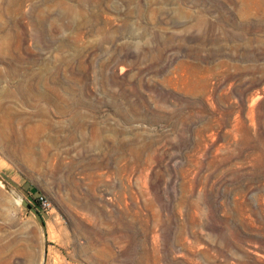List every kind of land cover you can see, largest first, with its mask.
I'll list each match as a JSON object with an SVG mask.
<instances>
[{"label":"rangeland","instance_id":"rangeland-1","mask_svg":"<svg viewBox=\"0 0 264 264\" xmlns=\"http://www.w3.org/2000/svg\"><path fill=\"white\" fill-rule=\"evenodd\" d=\"M5 34L0 264H264V0H0Z\"/></svg>","mask_w":264,"mask_h":264},{"label":"bare ground","instance_id":"bare-ground-1","mask_svg":"<svg viewBox=\"0 0 264 264\" xmlns=\"http://www.w3.org/2000/svg\"><path fill=\"white\" fill-rule=\"evenodd\" d=\"M13 41L14 39L11 34H5L4 37L0 38V61H4L6 63L5 68L8 70H11L14 68V60L18 59V57L12 58L13 54L11 53L10 48H11ZM0 73H1V70H0ZM1 106L2 105L0 104V108ZM7 125L9 126V122Z\"/></svg>","mask_w":264,"mask_h":264},{"label":"water","instance_id":"water-1","mask_svg":"<svg viewBox=\"0 0 264 264\" xmlns=\"http://www.w3.org/2000/svg\"><path fill=\"white\" fill-rule=\"evenodd\" d=\"M20 203L24 207L28 208L34 214L35 219L37 220V222L39 224V227L41 229V232H42V235H43V238H44V236H45V228H44V224H43V221H42V218H41L39 212L30 203H28L27 201H25L23 198L20 200ZM43 252H44V248H43ZM42 259H43V257H42Z\"/></svg>","mask_w":264,"mask_h":264}]
</instances>
